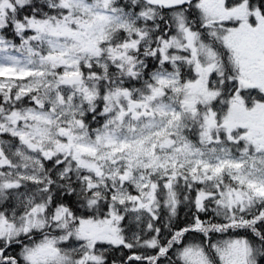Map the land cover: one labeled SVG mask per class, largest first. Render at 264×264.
I'll list each match as a JSON object with an SVG mask.
<instances>
[{
	"label": "snow or ice",
	"instance_id": "snow-or-ice-1",
	"mask_svg": "<svg viewBox=\"0 0 264 264\" xmlns=\"http://www.w3.org/2000/svg\"><path fill=\"white\" fill-rule=\"evenodd\" d=\"M0 264H264V0H0Z\"/></svg>",
	"mask_w": 264,
	"mask_h": 264
},
{
	"label": "trees",
	"instance_id": "trees-1",
	"mask_svg": "<svg viewBox=\"0 0 264 264\" xmlns=\"http://www.w3.org/2000/svg\"><path fill=\"white\" fill-rule=\"evenodd\" d=\"M181 217H183V212L181 213Z\"/></svg>",
	"mask_w": 264,
	"mask_h": 264
}]
</instances>
